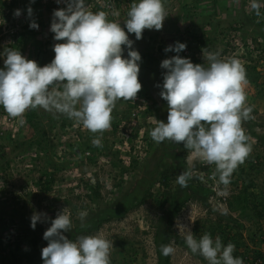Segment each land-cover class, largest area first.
<instances>
[{"label":"rangeland","instance_id":"374dc122","mask_svg":"<svg viewBox=\"0 0 264 264\" xmlns=\"http://www.w3.org/2000/svg\"><path fill=\"white\" fill-rule=\"evenodd\" d=\"M1 1L6 5L0 3V53L5 48H13L40 66L50 63L55 56L54 44L63 42L54 40V33L50 31L53 12L65 5L63 0L61 3H57V0H40V4L35 6V0H18L17 9L21 10V14L15 16L13 13L10 21H6L2 15L12 10L10 0ZM100 1L105 5L108 19L121 23V27H124L131 4L138 2ZM258 2L262 5L260 16L251 9V0H163L168 15L162 30L145 29L139 40L134 33L128 34L133 41L132 47L139 51L142 58L138 62V79L142 89L134 101L117 102L112 112L111 128L102 134L91 133L62 114L53 115L39 108L42 115L37 119L40 122L37 133L44 141L42 147L37 144L30 146L29 142L37 135L26 122L28 111L22 117L25 122L21 124V118L9 116L3 106L0 107V220L4 218L2 223L6 224L5 230L8 229L13 236L9 241L5 236L0 238V249L6 245L0 251V264H11V260H18L15 255L22 256L19 264H32L24 254L29 247L38 248L40 252L37 257H41L42 248L48 244L43 234L58 212L64 210L70 214L73 224L71 231H74L82 226L80 212L87 213L83 221L85 224L104 214L108 208H117L126 202L135 203L150 185L154 197L133 207L122 217L104 222L92 233L80 235L102 234L113 241L111 264H157L154 236L157 229H162L161 218L169 208V202L160 206L162 193L165 190L181 192L183 188L177 184L176 178L184 170V165L191 167L193 178H196L201 174L198 169L201 162L175 143H156L152 140L150 131L156 126L157 118L153 113H147L152 110L148 86L167 71L160 67L161 61L176 55L164 51L170 45V39L172 45L176 42L186 43L187 47L179 53L180 56L196 58V61L192 60L194 64H204L203 48L198 43L201 36L209 39L211 52L220 51L221 59L235 58L245 71L255 66L264 86V0ZM85 3L90 11L95 9L94 3L90 4L88 0ZM29 6L32 8L31 17L27 12ZM114 12L119 15H113ZM32 20L38 24V29H29ZM127 53L125 47L124 57H127ZM4 58L0 55V68L4 67ZM245 91L247 104L253 106L254 118L244 121L242 126L252 145L250 155L262 152L264 160V147L258 145L257 138L252 135L253 131L264 133V97L257 95V88L251 83L246 85ZM135 112L136 115H133ZM64 121L67 124L62 126ZM94 137L101 139L102 147H96L93 151ZM91 157L93 160L89 159ZM247 159L238 168H245V175L249 173L253 176L257 184L253 189L255 192H264V163L256 173L248 167ZM172 167L174 180L166 187L161 183L159 172ZM51 177L55 181H49ZM98 184L101 186V196L96 198L93 192ZM230 190L231 185L226 189L211 186L207 207L199 200L191 199L175 218L173 228L177 234L184 236L190 229L199 239L203 234H196V221L227 214L223 198L230 196ZM34 213L46 216H42L33 229L31 216ZM233 215L237 216L235 213ZM244 223V235L250 252L258 247L264 251V242L259 243V238L264 236V221H261L263 229L260 230L258 225ZM71 231L64 235H69ZM16 240L26 244L17 249L13 245ZM171 246L175 249L171 255L172 264H206L185 247L174 243ZM248 257L251 259L252 254Z\"/></svg>","mask_w":264,"mask_h":264},{"label":"clouds","instance_id":"9594fccd","mask_svg":"<svg viewBox=\"0 0 264 264\" xmlns=\"http://www.w3.org/2000/svg\"><path fill=\"white\" fill-rule=\"evenodd\" d=\"M63 3L66 7L54 10L50 26L54 40L63 42L54 44L55 56L50 63L40 66L13 48L0 53L5 57L4 67L0 68V106L9 116L21 118V124L28 110L40 108L53 115L62 114L91 133L102 134L111 128L117 102L134 101L142 89L138 79L142 58L128 34L134 33L139 40L145 29L162 30L168 13L163 0H138L131 4L121 27V23L110 21L106 12L90 11L85 0ZM250 7L261 15L258 0H251ZM27 12L31 17L30 6ZM20 14V9L14 11L15 16ZM29 27L39 26L32 20ZM125 47L127 57L123 55ZM186 47V43L176 42L164 49L176 53L161 61L160 67L167 71L162 86L157 85L161 87L160 96L167 101V123L158 121L150 136L156 143H182L195 159L215 165L212 179H218L226 189L234 171L252 151L242 126L254 118L253 106L247 104L246 71L235 58L221 59L219 50L203 49L207 66L194 64L179 55ZM92 143L102 147L99 137H94ZM191 179L190 167L180 172L176 182L186 188ZM42 216L46 214L31 216L33 229ZM86 216V212L79 213L82 226ZM72 227L70 214L64 210L51 220L43 234L48 241L41 251L43 264H111L113 241L102 234L69 239L64 233ZM184 240L191 252L208 264H243L242 258L233 255L235 245H224L219 237L213 239L205 233L197 239L189 229ZM174 252L170 244L161 245L162 255Z\"/></svg>","mask_w":264,"mask_h":264},{"label":"trees","instance_id":"16d2710c","mask_svg":"<svg viewBox=\"0 0 264 264\" xmlns=\"http://www.w3.org/2000/svg\"><path fill=\"white\" fill-rule=\"evenodd\" d=\"M18 0H10L11 8L12 10H9L8 12L2 14L5 16L6 21H10L12 19V15L14 11L17 9ZM0 3L4 6L6 5L4 1L0 0ZM35 5L40 4V0H35ZM88 3H94L93 6L95 7V11H104L105 12V5L100 0H88ZM66 7V4L62 6L61 8ZM93 10V12H94ZM112 11H115V9H112ZM3 13V12H2ZM29 20V18H27ZM28 27V26H27ZM32 30L33 28H30ZM24 35V34H22ZM199 44L202 46V48L210 51L209 46V39L206 37H199ZM199 45V46H200ZM185 56V54H183ZM194 61H196V58H192ZM251 69H246V79L247 84H253L257 88V95L264 97V86L262 85V80H260L261 75L257 72L255 69V66H250ZM260 88V89H259ZM1 107V106H0ZM151 107V106H150ZM152 110L147 111V113H153ZM41 113L39 112V108L35 110H28L26 113V122L30 126L31 129L36 131L37 137L34 138V140L30 141L28 145L33 146L34 144H37L38 146L42 145V141H44L41 136H38L37 130L39 131V124L40 122H37V119L41 117ZM67 122H63L62 126H65ZM152 125V124H151ZM254 123L250 125V128H253ZM155 126V125H153ZM252 135H254L257 138L258 145H261L264 147V133L259 134L256 131L252 132ZM41 138V139H40ZM42 147V146H41ZM2 148V146H0ZM92 150H95V146H91ZM186 150V149H185ZM248 159V167L252 171H256V173H259V167L261 164H263V154L262 152H257L255 155H250L247 157ZM90 160H93V157L89 158ZM186 169H189L187 165H184ZM215 165H207L203 163H199L198 169L200 170L201 174H198L196 178H193L189 181V188H183L181 192L178 191H171V190H165L163 194V200L160 202V206H164V203L169 202V208L166 210L165 214L163 215L162 219V229H157L154 236V243L156 247V253H157V264H172L171 262V255L170 256H164L161 253V245H171V243L180 245L185 247L188 251L191 252V250L188 248V246L185 243L184 236L177 234V232L174 230L173 225L176 216L181 213V211L186 207L188 202L191 199L199 200L201 203L204 204V206H208L209 196L211 193V186L219 187L220 189H223L224 187L218 183L217 180L212 179V173L214 172ZM173 167L172 168H165L162 171L159 172L161 183L165 185L166 187H169L174 180L173 177ZM245 168H238V170H235L231 177V182L229 185H231L230 190V196L223 198L228 212L227 214H220L217 218H205L198 219L196 221L195 226V232L198 233H208L211 235L213 239L216 237H219L224 245H227L228 243H232L235 245V251L233 253L234 256L242 258L243 263L245 264H264V251L261 248H256L255 250L250 252L248 249V245L246 242V237L244 235V231L246 229V224L244 223L249 222L252 225H258L259 230L262 228L261 221H264V192L258 193L255 192L253 189L257 187L256 182L254 181V178L251 174L245 175ZM49 181H55L54 177H51V180ZM196 181V182H195ZM100 184H98L97 188L94 189V196L96 198L101 196L100 192ZM151 185L147 188L144 195L138 198V200L135 203H129L126 202L122 204L121 206L117 208H108L104 214L101 216H98L97 218H93L91 221L86 222L83 224V226L76 228L74 231H71L69 235H66L69 239L75 240L78 235L80 234H88L92 233L94 230L99 229L104 222L110 221L115 217H122L125 215L128 211H130L133 207L139 206L144 204L147 199L154 197V194L150 191ZM190 189V190H189ZM156 199H159L158 197H155ZM236 214L237 216H234L233 214ZM227 218V219H226ZM4 219V218H3ZM0 220V226L3 231H5V226L2 223V220ZM227 220L225 223L224 221ZM264 225V224H263ZM8 230V229H7ZM235 232H232L234 231ZM5 236L6 240L12 239V234L7 232L5 235L1 232L0 229V238ZM19 240V238H18ZM259 243L264 242V236L262 238H259ZM33 243H36V240L32 241ZM24 244H26L24 241H14L13 245H16L17 249H20ZM259 246V245H258ZM3 247V246H2ZM6 248V245L0 249V251H3V249ZM40 250L38 248H26V251H24L25 257L27 260L32 264H43L42 256L37 257L39 255ZM192 253V252H191ZM193 254V253H192ZM252 254L251 259H249L248 255L250 256ZM196 257L203 260L206 264L208 262L200 255L194 254ZM15 257L18 260H11L14 264H19L22 256L15 255ZM10 262V263H11ZM11 263V264H12Z\"/></svg>","mask_w":264,"mask_h":264},{"label":"flooded vegetation","instance_id":"af4514ba","mask_svg":"<svg viewBox=\"0 0 264 264\" xmlns=\"http://www.w3.org/2000/svg\"><path fill=\"white\" fill-rule=\"evenodd\" d=\"M171 53H175L174 51ZM191 61L193 59H190ZM160 78L156 81H154L151 85L148 86L150 93H151V98H152V102L150 104L151 108H153V112H154V116L157 118V122L158 121H164L165 123H167V115H168V105H167V101L164 100L161 96H160V91H161V87H157V85H161L163 84V72L161 74V76H159ZM156 122V124H157ZM181 149H183V151L185 150L183 144H177ZM169 147V146H167ZM177 153H181V152H177Z\"/></svg>","mask_w":264,"mask_h":264},{"label":"built area","instance_id":"2783aa9c","mask_svg":"<svg viewBox=\"0 0 264 264\" xmlns=\"http://www.w3.org/2000/svg\"><path fill=\"white\" fill-rule=\"evenodd\" d=\"M136 113H137V112L133 113V115H136ZM130 133H131V132H130ZM223 200H224V199H223ZM224 203H225V202H224ZM0 229H1L2 233H4L3 235H5L7 232H9L8 230L3 231L2 228H0ZM12 237H13V236H12Z\"/></svg>","mask_w":264,"mask_h":264},{"label":"water","instance_id":"95a60500","mask_svg":"<svg viewBox=\"0 0 264 264\" xmlns=\"http://www.w3.org/2000/svg\"><path fill=\"white\" fill-rule=\"evenodd\" d=\"M168 42H169L170 45H172V39H170Z\"/></svg>","mask_w":264,"mask_h":264}]
</instances>
